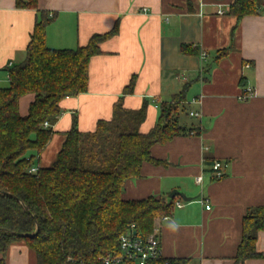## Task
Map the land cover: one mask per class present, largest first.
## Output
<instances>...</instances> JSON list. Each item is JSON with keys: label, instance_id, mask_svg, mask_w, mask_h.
<instances>
[{"label": "crops", "instance_id": "obj_1", "mask_svg": "<svg viewBox=\"0 0 264 264\" xmlns=\"http://www.w3.org/2000/svg\"><path fill=\"white\" fill-rule=\"evenodd\" d=\"M258 1L253 13L237 20L230 14L234 0H37V8L27 0H0V89L9 86V69L24 61L45 17L52 18L45 42L54 50L82 48L93 36L114 32L89 62L87 92L60 103L52 138L34 168H50L67 132H94L113 118L118 103L132 112L146 105L140 128L146 134L163 104L181 101L180 123L196 133L153 146L160 164L144 163L140 176L126 181L123 199L168 201L175 190L193 199H173L171 215L155 225L164 260L264 264V231L255 241L260 256L235 260L246 215L264 207V0ZM244 89L253 97L240 102ZM215 161L226 165L217 180ZM6 263L36 264L24 242L10 246Z\"/></svg>", "mask_w": 264, "mask_h": 264}, {"label": "trees", "instance_id": "obj_2", "mask_svg": "<svg viewBox=\"0 0 264 264\" xmlns=\"http://www.w3.org/2000/svg\"><path fill=\"white\" fill-rule=\"evenodd\" d=\"M27 2L37 8V0ZM258 6V0H234L230 14L241 20ZM51 21L45 17L36 24L24 61L9 69L10 84L0 89V230H6L0 232V264H7L9 248L18 242L28 246L36 264H102V257L119 251L122 235L154 234L157 221L171 215L173 199L125 200L124 185L140 176L144 163L160 164L151 155L153 146L196 133L180 123L186 112L181 101L163 104L157 124L146 134L140 132L146 105L132 112L118 103L113 118L100 121L94 132L73 127L55 163L31 173L52 138L60 103L87 92L89 62L114 34L95 35L75 50H54L45 42ZM37 229L33 238L14 235ZM261 231L264 207L246 215L236 261L260 256L255 241Z\"/></svg>", "mask_w": 264, "mask_h": 264}, {"label": "built area", "instance_id": "obj_3", "mask_svg": "<svg viewBox=\"0 0 264 264\" xmlns=\"http://www.w3.org/2000/svg\"><path fill=\"white\" fill-rule=\"evenodd\" d=\"M218 15H224L225 12L218 10ZM202 58H207V54L203 53ZM253 97V92L251 89H244L239 96L240 102H246ZM191 117H199L195 112H190ZM45 127H48V124H45ZM226 165L215 161L212 166V172L214 178L221 179L224 177V169ZM31 173H36L37 169L32 168ZM197 185L202 184V177H197L195 179ZM202 205H206V209L210 210L208 201L202 199L200 201ZM177 207H182L180 203L177 204ZM162 254L160 249V243L156 234H151L147 237L137 236L131 232L122 235L119 238V251L117 253H110L101 258L102 264H149L161 260ZM170 260L166 261L168 264Z\"/></svg>", "mask_w": 264, "mask_h": 264}, {"label": "water", "instance_id": "obj_4", "mask_svg": "<svg viewBox=\"0 0 264 264\" xmlns=\"http://www.w3.org/2000/svg\"><path fill=\"white\" fill-rule=\"evenodd\" d=\"M8 197H12V195L7 194ZM176 197L180 198L182 201L186 202V203H190L193 201L192 198H188L184 193L180 192V191H173L170 195V199H175ZM1 231H6V230H0ZM38 233V229L34 234L31 235H25V234H19V233H15L14 235L18 238H33L34 236H36V234Z\"/></svg>", "mask_w": 264, "mask_h": 264}, {"label": "rangeland", "instance_id": "obj_5", "mask_svg": "<svg viewBox=\"0 0 264 264\" xmlns=\"http://www.w3.org/2000/svg\"><path fill=\"white\" fill-rule=\"evenodd\" d=\"M183 204H187V203L183 201Z\"/></svg>", "mask_w": 264, "mask_h": 264}]
</instances>
